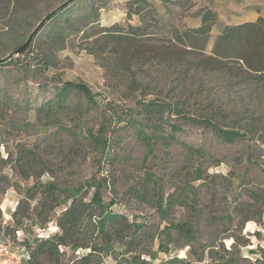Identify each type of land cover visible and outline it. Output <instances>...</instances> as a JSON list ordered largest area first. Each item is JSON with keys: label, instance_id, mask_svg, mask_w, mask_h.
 Instances as JSON below:
<instances>
[{"label": "rangeland", "instance_id": "374dc122", "mask_svg": "<svg viewBox=\"0 0 264 264\" xmlns=\"http://www.w3.org/2000/svg\"><path fill=\"white\" fill-rule=\"evenodd\" d=\"M63 1L0 0V57L24 42L38 22ZM108 2V6L100 9L101 0H79L66 13L73 18L71 24L76 28L83 27L84 20L79 18L91 16L92 7L99 9L101 26L120 24L128 30L131 24L140 23L137 14L129 18V10L137 6L131 4L132 0ZM196 4L194 0H178V4H164L159 0L142 3V14L152 5L162 19L163 30L152 37L132 39L121 35L110 41L99 34V40L93 43L92 37L90 43L77 35L65 42H52L44 29L30 46L34 52L47 49L54 52L57 57L54 67L46 73H31L26 68L29 56L23 53L0 68L1 155L12 158L14 163V167L4 168L12 185L0 193L4 226L14 224V210L26 197L27 189L40 187L35 184L55 181L65 187L76 186L92 177L101 178L102 182L107 178V185L104 183L103 186L105 198L117 196L119 199L113 209L130 218L142 215L153 233L164 222L152 202L155 190L164 199L171 194H181L182 202L172 203L168 220L189 221L194 226L198 242H201H195V252L201 258L196 263L220 264L229 256H240L243 264L256 260L258 252L264 249V144L260 154L250 151L245 142L225 144L202 123L172 114L167 117L169 124L181 126L175 133L177 142L169 145L155 142L149 152L133 128H119L122 142L112 148L115 158L106 160L97 146L85 145L66 132H56L55 125H48L46 119L36 113V108L52 100L58 88L70 80L86 83L95 93L98 106L84 118L85 125L95 129L102 115L110 117L111 113L106 110L109 107L111 111L112 106L122 119L132 114L141 119L137 112L142 100L176 103L185 97L193 105L194 115L199 116L202 107L215 94L222 97L221 100L225 98L228 87L221 83L220 75L210 73L209 67H205L218 31L207 39L187 38L179 43L170 39L175 29L180 32L197 28L190 25L200 10ZM77 102L87 106L85 98L75 92L70 103ZM68 111L60 115L61 122L70 120ZM115 122H112V128ZM125 122L122 120L118 126ZM184 144L202 146L208 152L202 165L206 180L193 183L197 189L194 194L186 189L191 175L184 167L187 154ZM29 149L34 158L25 155ZM135 186L148 191L144 199L131 194L129 189ZM94 188L89 189L87 200H90ZM41 196L37 191L36 198L31 200L32 206L38 204ZM191 203L194 207L190 206ZM62 210V207L58 209L55 217ZM32 218L25 221L23 229L16 231L17 237L20 235V238L32 241L36 236L57 232L55 219L43 228L37 224L39 219L35 214ZM12 235L10 231L0 232L1 241L14 246ZM165 243L170 252L159 251L153 264H163L173 256L190 257L189 246L177 248L167 240ZM153 246L147 237L142 250L148 260H151ZM212 247L220 248V251L211 255ZM61 250L60 264H79V258L87 252L83 248L73 250L65 246ZM7 258L8 263H17L15 257L9 255ZM100 260L105 264L114 261L112 256H97L94 264Z\"/></svg>", "mask_w": 264, "mask_h": 264}, {"label": "trees", "instance_id": "16d2710c", "mask_svg": "<svg viewBox=\"0 0 264 264\" xmlns=\"http://www.w3.org/2000/svg\"><path fill=\"white\" fill-rule=\"evenodd\" d=\"M77 1L79 0L60 10L42 27L40 32L45 29L49 41L65 42L72 36L81 35L82 39L90 43L93 40L95 43L99 40L97 37L99 34L111 41L121 35L130 36L132 39L152 37L163 30L162 19L157 16L158 11L154 6L151 5L147 12L141 13L143 9L141 4L150 3L152 0H132L131 4L137 6L129 10V18L137 14L140 16V23L131 24L128 30H124L120 24L101 26L99 9L94 7L89 13L91 16L79 18L84 20L83 27L76 28L71 24L73 18L66 12L70 11V7ZM159 1L164 4L170 2L178 4V0ZM101 2L100 9L109 5L108 0H101ZM199 9L196 16L201 17V25L197 28H186L180 32L175 29L170 38L177 43L187 38L207 39L211 33L218 31L205 67H209L210 73L220 75L221 83L228 87V95L221 100L222 97L215 94L219 101L216 96L211 98L205 107H202L203 111L199 116L194 115L193 105L185 97L180 98L176 103L150 99L140 102L137 113L141 119L133 114L122 119L117 109L112 106L111 111L109 107L106 110L111 113L110 117L102 115L99 126L95 129L93 126H86L84 122L86 114L98 106L95 93L86 83L70 80L65 81L58 88L52 100L36 108L37 115L45 118L48 125H55L56 132H66L72 139L82 141L85 145L94 144L99 150L101 149L102 157L106 160L115 158L112 148L119 146L122 142L119 128H133L138 139L149 152L153 150L155 142L161 141L166 145L177 142L175 133L181 129V126L177 123L169 124L167 117L172 114L202 123L225 144L245 142L248 143L250 151L260 154L264 144V17L259 16L255 21L242 24L220 25L215 10L206 6ZM25 53L29 56L26 68L30 69L31 73H46L56 65L57 57L48 49L34 52L29 46ZM95 54L97 55V52ZM12 62L13 59L8 63L0 64V68ZM238 91L239 94L235 93ZM75 92L85 98L86 107L81 102L70 103ZM68 110L71 113L70 120L61 122L60 115L69 113ZM124 119L125 124L118 126ZM112 122H115L113 128ZM168 127L171 129L168 130ZM1 146L0 143V193L12 185L11 178L4 172V168L14 167L12 158L1 155ZM184 146L187 149L184 167L191 175L190 185L186 186V189L194 194L197 189L193 187V183L206 180L202 165L203 160L207 159L208 152L202 146L194 147L189 144ZM25 155H32L31 149ZM104 183L107 185V178L102 182L101 178L92 177L76 186L60 187L55 181L35 184L40 187L27 189L26 197L14 210L13 225H3V211L0 206V232L10 231L13 234L14 244H19L28 251L29 258L26 264H60L63 246L73 250L79 248L87 250L79 258L77 262L79 264H94L97 256L102 258L112 256L114 261L108 264H153L159 251L170 252L165 240L173 243L177 248L189 246L190 257L173 256L163 264H198L196 262L201 260L195 252L198 236L192 223L168 220L172 203L182 202L181 194H171L164 199L155 190L152 202L164 222L158 225L153 233L142 215L139 218L137 216L130 218L129 215L113 209L119 199L117 196L105 198ZM92 187H95L94 192L90 200H87L86 195ZM36 190L42 196L38 204L32 206L31 200L36 198ZM129 190L132 195L140 199H144L148 194V191L140 186L131 187ZM193 199L196 198L193 197ZM190 206L194 207V204L191 203ZM61 207L63 210L55 217ZM33 214L39 219L37 224L43 228L55 219L57 232L49 236H36L32 241L20 238V235L17 237L16 231L23 229L25 221L32 220ZM147 237L154 244L150 253L151 260L144 256V250H142L143 242ZM210 251L213 255L218 253L220 248L212 247ZM239 257H226L220 264H243ZM98 264L105 263L100 260ZM250 264H264V249L258 252L256 260Z\"/></svg>", "mask_w": 264, "mask_h": 264}, {"label": "crops", "instance_id": "0c3cea01", "mask_svg": "<svg viewBox=\"0 0 264 264\" xmlns=\"http://www.w3.org/2000/svg\"><path fill=\"white\" fill-rule=\"evenodd\" d=\"M127 1V0H118ZM196 6H206L216 11L220 25H235L264 17V0H194ZM192 27L201 25V17H195Z\"/></svg>", "mask_w": 264, "mask_h": 264}, {"label": "water", "instance_id": "95a60500", "mask_svg": "<svg viewBox=\"0 0 264 264\" xmlns=\"http://www.w3.org/2000/svg\"><path fill=\"white\" fill-rule=\"evenodd\" d=\"M75 0H65L55 8H53L50 12H48L39 22L38 24L34 27V29L30 32L28 37L24 42H22L18 47L13 49L10 53H8L4 57H0V64L7 63L10 61L13 57L19 56L23 54L30 44L32 43L33 39L38 35L42 27L45 25V23L50 20L55 14H57L60 10L65 8L66 6L70 5L73 3Z\"/></svg>", "mask_w": 264, "mask_h": 264}, {"label": "built area", "instance_id": "2783aa9c", "mask_svg": "<svg viewBox=\"0 0 264 264\" xmlns=\"http://www.w3.org/2000/svg\"><path fill=\"white\" fill-rule=\"evenodd\" d=\"M9 255L16 258V264H26V260L29 258L28 251L21 245L14 244V246H9L0 240V264H10V262H7V256Z\"/></svg>", "mask_w": 264, "mask_h": 264}, {"label": "clouds", "instance_id": "9594fccd", "mask_svg": "<svg viewBox=\"0 0 264 264\" xmlns=\"http://www.w3.org/2000/svg\"><path fill=\"white\" fill-rule=\"evenodd\" d=\"M181 255L183 256V255H184V253L182 252V253H181Z\"/></svg>", "mask_w": 264, "mask_h": 264}]
</instances>
